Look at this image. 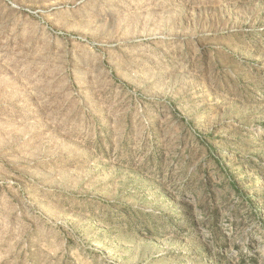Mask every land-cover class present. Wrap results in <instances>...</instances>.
I'll use <instances>...</instances> for the list:
<instances>
[{"label": "rangeland", "instance_id": "rangeland-1", "mask_svg": "<svg viewBox=\"0 0 264 264\" xmlns=\"http://www.w3.org/2000/svg\"><path fill=\"white\" fill-rule=\"evenodd\" d=\"M0 264H264V0H0Z\"/></svg>", "mask_w": 264, "mask_h": 264}]
</instances>
